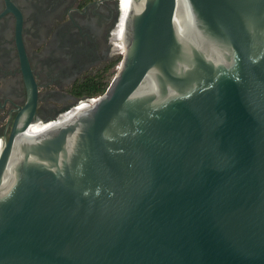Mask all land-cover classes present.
Wrapping results in <instances>:
<instances>
[{
  "label": "water",
  "instance_id": "water-1",
  "mask_svg": "<svg viewBox=\"0 0 264 264\" xmlns=\"http://www.w3.org/2000/svg\"><path fill=\"white\" fill-rule=\"evenodd\" d=\"M123 38L107 87L45 130L26 72L0 264H264V0H132Z\"/></svg>",
  "mask_w": 264,
  "mask_h": 264
},
{
  "label": "flooded vegetation",
  "instance_id": "flooded-vegetation-1",
  "mask_svg": "<svg viewBox=\"0 0 264 264\" xmlns=\"http://www.w3.org/2000/svg\"><path fill=\"white\" fill-rule=\"evenodd\" d=\"M120 17V0H0L1 143L32 95L26 72L32 119L69 117L91 102L88 84L119 63Z\"/></svg>",
  "mask_w": 264,
  "mask_h": 264
},
{
  "label": "bare ground",
  "instance_id": "bare-ground-1",
  "mask_svg": "<svg viewBox=\"0 0 264 264\" xmlns=\"http://www.w3.org/2000/svg\"><path fill=\"white\" fill-rule=\"evenodd\" d=\"M131 4H132V0H120L121 17H120L119 43H120L121 52L125 48V42H124V38H123L124 18H125V14L127 13L128 8ZM69 117L57 118V119H53V120H50L47 122H42L40 120L35 121V122L30 123L29 128L32 131L45 130L46 128H49L50 126H54V125L62 123L63 121H65ZM1 146H2V143L0 142V150H1Z\"/></svg>",
  "mask_w": 264,
  "mask_h": 264
},
{
  "label": "trees",
  "instance_id": "trees-1",
  "mask_svg": "<svg viewBox=\"0 0 264 264\" xmlns=\"http://www.w3.org/2000/svg\"><path fill=\"white\" fill-rule=\"evenodd\" d=\"M106 81L98 84L97 82H95L94 84H88V89L87 92L91 95L97 93V92H101L106 88Z\"/></svg>",
  "mask_w": 264,
  "mask_h": 264
},
{
  "label": "rangeland",
  "instance_id": "rangeland-1",
  "mask_svg": "<svg viewBox=\"0 0 264 264\" xmlns=\"http://www.w3.org/2000/svg\"><path fill=\"white\" fill-rule=\"evenodd\" d=\"M114 72H115V70H113L111 73H109V74L106 76V78H105V81L107 82V83H106V87H107V85L109 84V82L111 81V79H112V77H113V75H114Z\"/></svg>",
  "mask_w": 264,
  "mask_h": 264
},
{
  "label": "built area",
  "instance_id": "built-area-1",
  "mask_svg": "<svg viewBox=\"0 0 264 264\" xmlns=\"http://www.w3.org/2000/svg\"><path fill=\"white\" fill-rule=\"evenodd\" d=\"M93 96V95H92ZM92 96H90V97H92Z\"/></svg>",
  "mask_w": 264,
  "mask_h": 264
}]
</instances>
